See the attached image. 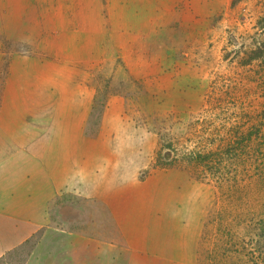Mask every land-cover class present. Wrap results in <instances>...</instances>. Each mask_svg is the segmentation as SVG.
Wrapping results in <instances>:
<instances>
[{"label":"crops","instance_id":"0c3cea01","mask_svg":"<svg viewBox=\"0 0 264 264\" xmlns=\"http://www.w3.org/2000/svg\"><path fill=\"white\" fill-rule=\"evenodd\" d=\"M210 1L0 0V259L81 200L133 255L185 264L170 231L189 180L154 167L158 136L138 120L166 110L146 87L175 67L206 79L189 54Z\"/></svg>","mask_w":264,"mask_h":264},{"label":"rangeland","instance_id":"374dc122","mask_svg":"<svg viewBox=\"0 0 264 264\" xmlns=\"http://www.w3.org/2000/svg\"><path fill=\"white\" fill-rule=\"evenodd\" d=\"M214 1L208 13L219 15L189 54L206 59V79L203 65L201 78L198 68L175 67L164 84L146 87L160 90L166 110L138 122L158 136L154 167L189 180L178 182L183 207L170 231L185 243V264H264V0H229L221 11L223 0ZM75 204L60 205L0 264H166L115 242L100 205Z\"/></svg>","mask_w":264,"mask_h":264}]
</instances>
